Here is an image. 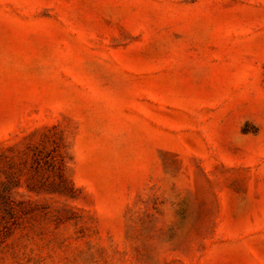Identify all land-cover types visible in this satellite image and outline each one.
<instances>
[{
	"label": "rangeland",
	"instance_id": "rangeland-1",
	"mask_svg": "<svg viewBox=\"0 0 264 264\" xmlns=\"http://www.w3.org/2000/svg\"><path fill=\"white\" fill-rule=\"evenodd\" d=\"M0 264H264V0H0Z\"/></svg>",
	"mask_w": 264,
	"mask_h": 264
}]
</instances>
